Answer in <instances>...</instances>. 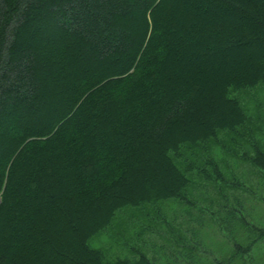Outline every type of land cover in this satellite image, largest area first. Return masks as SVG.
Segmentation results:
<instances>
[{
    "label": "trees",
    "instance_id": "trees-1",
    "mask_svg": "<svg viewBox=\"0 0 264 264\" xmlns=\"http://www.w3.org/2000/svg\"><path fill=\"white\" fill-rule=\"evenodd\" d=\"M261 83L264 0H0V264H154L88 241L127 207L188 203L197 151L222 179L211 146L248 122L230 91ZM222 211L213 263L251 260L264 227Z\"/></svg>",
    "mask_w": 264,
    "mask_h": 264
},
{
    "label": "rangeland",
    "instance_id": "rangeland-1",
    "mask_svg": "<svg viewBox=\"0 0 264 264\" xmlns=\"http://www.w3.org/2000/svg\"><path fill=\"white\" fill-rule=\"evenodd\" d=\"M230 96L238 100L248 122L236 133H221L219 144L211 146L222 179L198 176L205 155L197 151L188 203L169 200L118 211L112 223L88 241L105 261L135 258L139 252L154 264L222 261L231 247L217 223L225 206L239 208L249 223L264 227V172L251 163L257 150L264 153V83L230 91ZM250 254L251 260L241 256L236 264H264V242Z\"/></svg>",
    "mask_w": 264,
    "mask_h": 264
}]
</instances>
